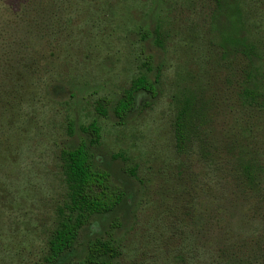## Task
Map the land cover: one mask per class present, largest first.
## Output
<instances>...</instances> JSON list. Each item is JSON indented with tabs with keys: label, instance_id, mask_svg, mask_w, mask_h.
Wrapping results in <instances>:
<instances>
[{
	"label": "rangeland",
	"instance_id": "rangeland-1",
	"mask_svg": "<svg viewBox=\"0 0 264 264\" xmlns=\"http://www.w3.org/2000/svg\"><path fill=\"white\" fill-rule=\"evenodd\" d=\"M213 3L0 0V264H42L66 201L68 129L92 124L140 184L116 264H264V104L241 103L249 66L220 58ZM242 7L264 76V0ZM157 22L162 50L140 40ZM150 54L166 65L160 97L119 126L113 109ZM185 82L206 115L180 150L173 97Z\"/></svg>",
	"mask_w": 264,
	"mask_h": 264
},
{
	"label": "trees",
	"instance_id": "trees-1",
	"mask_svg": "<svg viewBox=\"0 0 264 264\" xmlns=\"http://www.w3.org/2000/svg\"><path fill=\"white\" fill-rule=\"evenodd\" d=\"M207 26L217 40L216 51L222 60L240 56L249 66L240 101L244 106L264 104V76L257 46L247 35L243 0H212ZM140 40L152 41L162 50V27H139ZM147 55L141 74L118 99L113 121L123 126L138 112L158 101L166 65ZM55 88V92L61 89ZM58 90V91H57ZM174 134L178 148L195 143L206 115V101L198 88L185 82L173 97ZM102 116L105 110L98 109ZM62 150V171L66 201L57 211V221L47 243L42 264H116L118 241L134 214L140 184L136 172L126 168L119 157L101 150V130L70 127Z\"/></svg>",
	"mask_w": 264,
	"mask_h": 264
}]
</instances>
